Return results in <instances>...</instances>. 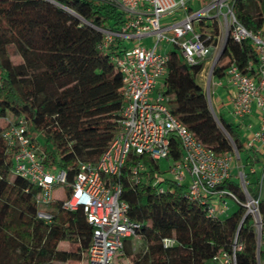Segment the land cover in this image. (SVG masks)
Returning a JSON list of instances; mask_svg holds the SVG:
<instances>
[{
  "label": "trees",
  "instance_id": "obj_1",
  "mask_svg": "<svg viewBox=\"0 0 264 264\" xmlns=\"http://www.w3.org/2000/svg\"><path fill=\"white\" fill-rule=\"evenodd\" d=\"M254 9L251 14L250 8ZM233 13L247 30L264 33V0H235ZM105 0H0V115L16 121L22 118L37 153L50 170H64L70 194L78 163L96 162L118 132L116 122L122 107V82L111 62L121 45L119 39L100 50L102 34L96 28L119 29L124 22ZM201 39L212 49L220 37L215 20L201 23ZM167 53L164 94L168 108L179 121L217 156L232 152L252 165L253 156L243 146L240 126L217 116L231 142L217 125L204 89L197 78L206 60L196 65L181 59L177 45ZM181 53V52H180ZM20 62L15 63L13 57ZM257 60L248 40L237 43L227 38L222 55L212 69L222 78L233 63L244 74ZM119 86L116 89L112 86ZM0 125V264H68L86 261L92 227L83 215L61 210L57 199L47 210L53 220L45 224L36 216L39 188L11 173L14 150H8ZM42 136L44 143L38 142ZM180 142L170 140V159L181 160ZM244 156V159L242 158ZM137 162L145 167L144 182L129 180V168ZM158 162L147 156L130 155L124 164L121 200L129 205L128 218L141 224L143 247L132 253L131 241H124L118 257L128 264H218L213 258L231 254L236 236L240 250L234 264H264V251L257 250L252 219L242 207L226 217L209 218L206 208L186 197L187 181L176 185L158 175ZM160 179L158 186L153 182ZM252 196L260 197L258 212L264 233V179L251 183ZM166 185V187H164ZM162 186L164 191L159 192ZM222 189L242 195L229 180ZM164 240L171 244L164 245ZM76 246L75 251L60 244Z\"/></svg>",
  "mask_w": 264,
  "mask_h": 264
},
{
  "label": "built area",
  "instance_id": "obj_2",
  "mask_svg": "<svg viewBox=\"0 0 264 264\" xmlns=\"http://www.w3.org/2000/svg\"><path fill=\"white\" fill-rule=\"evenodd\" d=\"M105 2L123 14L125 20L116 30L96 28L103 36L100 50H107L116 39L121 42L116 54L111 56L122 82L123 104L116 120L118 132L96 162L78 163L74 180L69 184L68 196L63 192L68 185L66 172L45 167L43 158L37 153L36 143L28 135L26 122L22 118L12 121L0 115L2 138L8 150H14L11 173L39 188L37 218L45 224L52 222L53 216L47 208L57 200L53 198V193L61 187L64 194L60 199L61 210L70 214L81 213L92 227L86 264H112L113 257L122 253L124 241L139 238L141 231V224L127 216L128 203L121 200V176L126 159L130 155L147 156L154 162L170 159V140L176 138L180 142L182 156L168 169L173 184L181 185L187 181L186 197L205 206L209 218L226 217L229 210L226 201H234L236 206L245 210L244 217L252 219L259 245L260 234L264 237L258 212L260 192L258 197H254L249 190V175L257 173L255 160L246 173L245 167L235 166L240 157L234 148L232 152L217 156L171 113L168 97L163 93L167 53H163L160 44L177 45L187 64L203 62L211 56L213 49L201 39L199 26L209 20L217 22L220 35L225 38L237 43L250 42L257 60L256 66L252 62L247 65L248 71L253 66L252 74L242 73L232 63L224 78L235 91L230 110L233 119L241 124L254 110L258 114L259 127L246 146L264 155V33L249 31L237 21L232 10L235 0H207L206 5L195 11L194 6L198 8L200 0ZM176 12L185 15L171 25L161 24L162 18ZM145 39H152L153 45L142 44ZM133 41L137 44L132 48L124 44ZM221 55L218 53L215 60ZM204 72L205 69L202 74ZM206 84L209 86V82ZM210 96L208 91L206 97L214 115L216 112L211 106ZM234 169L236 172H233ZM145 170L144 165L137 162L129 168L128 181L144 182ZM258 176L261 185L264 170ZM235 178L239 179L242 199L221 188L223 183L235 181ZM160 181L156 179L152 185L158 186ZM163 191L160 186L159 192ZM163 242L165 246L171 244L170 240ZM240 249L235 236L231 254L220 253L213 260L218 264H234L235 252Z\"/></svg>",
  "mask_w": 264,
  "mask_h": 264
},
{
  "label": "rangeland",
  "instance_id": "obj_3",
  "mask_svg": "<svg viewBox=\"0 0 264 264\" xmlns=\"http://www.w3.org/2000/svg\"><path fill=\"white\" fill-rule=\"evenodd\" d=\"M206 3H207V0H200L198 8H196L194 6V11L199 9V8H201V7H203L204 5H206ZM250 12H251V14H254V9L252 7L250 8ZM184 15H185V13H183V12H176V13L170 15V16H166V17L162 18L161 19V24L163 26L171 25V24L181 20ZM105 29H110V28L107 27ZM226 41H227V38H225L224 35L221 34L219 39H218V41H216V46L213 48V52H212L211 56L207 58L206 63L204 64V68L203 69H205V72L197 78L198 84L203 89L205 88L204 91L206 92V95H207V93L209 91V93L211 95L210 96L211 97L210 98L211 106H212L213 109H214L213 103H216V100L222 94L223 90L221 88H219V87H213L212 88V83H213V79H214L213 76H212V69L216 65V63H214L216 55L218 53H220L221 50L224 49ZM141 43L149 46V45H153L152 44L153 40L152 39H149V40L146 39V40H142ZM135 44H137V42H134V41L133 42H129L127 44V48H132ZM160 48L163 51V53L164 52L168 53V51L171 50L173 48V46H171L170 44L166 45L164 43H161L160 44ZM178 53H179L180 58L182 59L181 53L179 51H178ZM13 61L15 63H18V62H20V59H19L18 56H14L13 57ZM207 82H209V86H206ZM112 87H115L116 89H119L118 85L112 86ZM212 89H213L214 94H212ZM214 112H215V109H214ZM214 115L218 116L217 113H214ZM38 142L41 145L44 143V140H43L42 136L38 137ZM247 155H249L248 152H247ZM242 158L244 159V156H242ZM171 163H172L171 159H162V160H160L158 162V166H159L158 175L161 177V179L162 178L163 179H170V174L168 172V169H169V166H170ZM237 165L241 166V164L239 162L235 163V166H237ZM256 168H258V165L256 166ZM246 169L247 170L245 172L248 173L249 165L246 166ZM259 171H258L257 174L249 175L251 180H253L254 178H256L259 175ZM233 172H236V170L234 169ZM235 182L238 184L239 183V179L235 178ZM164 187H166V185ZM254 189H255L254 186H249V190H250L251 194H252V192H254ZM63 195L64 194L62 193V188L59 187V188L55 189V191L53 193V198L61 199L63 197ZM226 203H227V208L230 209V212H232L233 210H235L237 208L236 204L232 200H227ZM262 234H264V233H262ZM262 236H264V235H262ZM262 238H264V237H261V234H260L259 239H261V241H260L259 247H261ZM128 241H131L130 247H131L132 253L135 254V253H138L139 251H141V249L143 247L141 238L128 239ZM60 248H62L64 250H67V251H75L76 250V246L75 245L68 244V243L60 244ZM118 256L119 255L116 254L113 257L112 264H128L127 260L124 259V257H118ZM68 264H86V261L83 260V261H80V262H69Z\"/></svg>",
  "mask_w": 264,
  "mask_h": 264
},
{
  "label": "crops",
  "instance_id": "obj_4",
  "mask_svg": "<svg viewBox=\"0 0 264 264\" xmlns=\"http://www.w3.org/2000/svg\"><path fill=\"white\" fill-rule=\"evenodd\" d=\"M124 44L127 47V44L126 43H124ZM213 87H219V88H221L223 90L222 94L216 100V103H213V107L215 109V112L217 113V115H221L222 117H224V119L226 121H228L229 123H231V124H233L235 126H240V132H241L240 135H241V139H243L242 140L243 146L247 150L249 155L253 156V158L255 160V167L258 165V168H257L256 172L258 173V171L260 170L259 171V174H260L261 171L264 170V155H262V153H260V152H257L256 150L248 149L247 146H246V144L249 142V139L251 138L252 134L259 127L260 120H259L258 114L254 110L251 115H249L248 117L244 118L240 122L241 124L237 123V121L235 119H233L232 115L230 114L231 100L233 99L234 94H235L234 89H232L226 83L224 77L219 78V79L218 78H214L213 79V83H212V88ZM212 94H214L213 89H212ZM237 162H239L241 164V166L244 168L243 160L239 159ZM244 170L245 171L247 170L246 167L244 168ZM257 173H255V174H257ZM254 179H256V178H254ZM254 179L251 180V178L249 177L250 186H253L251 183H252V181H254ZM229 213H230V209L228 210V214ZM261 250L264 251V238H262Z\"/></svg>",
  "mask_w": 264,
  "mask_h": 264
},
{
  "label": "water",
  "instance_id": "obj_5",
  "mask_svg": "<svg viewBox=\"0 0 264 264\" xmlns=\"http://www.w3.org/2000/svg\"><path fill=\"white\" fill-rule=\"evenodd\" d=\"M50 2H52V0H49ZM223 50H221L220 55L222 54ZM217 59L214 61V63H216ZM217 125L219 126V128L221 129V131L224 133V135L228 138V140L231 142V138L229 137V135L226 133V131L223 129V127L221 126L220 122L217 120V117L215 115H213ZM259 248V245L257 243V250Z\"/></svg>",
  "mask_w": 264,
  "mask_h": 264
}]
</instances>
